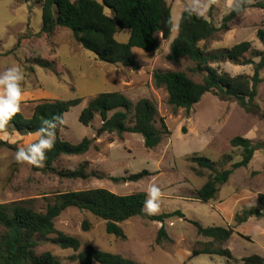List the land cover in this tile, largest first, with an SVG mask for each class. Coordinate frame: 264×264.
<instances>
[{"label": "rangeland", "instance_id": "obj_1", "mask_svg": "<svg viewBox=\"0 0 264 264\" xmlns=\"http://www.w3.org/2000/svg\"><path fill=\"white\" fill-rule=\"evenodd\" d=\"M44 2L0 0V72L13 65L23 70L21 113L26 118L32 116L39 102L82 99L80 105L64 115L65 128L61 130L60 138L72 145L89 138L93 141L92 148L81 156L63 155L54 167L58 171H71L84 166L89 178L65 179L44 172L42 168L18 164L15 160L17 148L36 142L38 137L35 134L20 135L6 126V132L0 133V140L15 148L0 147V204L31 200L35 210L45 211L58 194L91 189H106L118 195L147 194L149 185L155 184L162 192L160 210L155 215L181 212L185 219L177 216L168 219L165 223L168 226L173 224L169 230L176 241L157 245L158 223L135 217L121 225L129 241L118 244L116 236L107 233L104 221L88 212L70 208L55 220V226L64 234L77 237L81 242L80 250H64L52 242H44L37 248V253L50 252L61 264H78L71 258L89 244L97 250L131 258L130 253H122L127 246L139 250L137 262L140 264H230L222 257L186 259L182 255L185 250L192 252V248H198V243H209L208 239L197 236L195 227L189 222L197 221L205 227L230 226L237 230L226 245L214 244L213 247L228 248L236 258L263 256L264 218H251L239 227L235 225V215L252 203L247 193L264 194V70L255 100L256 108L247 111L233 99L221 100L214 93H208L190 113L183 109L175 110L168 103L169 95L165 88L154 84V73L184 72L197 83H201L204 77V74L195 72L196 64L189 59L178 63L168 59L178 30L173 29L168 40L159 35V50L154 53L133 49V55L139 62V68L133 70L98 61L93 53L84 50L74 40L68 29L57 28L50 36L42 34ZM168 2L173 25H177L190 0ZM258 2L264 0H252L251 4ZM213 6V10L209 9L203 17L219 28L231 10L226 6V0H218ZM230 29L202 42L200 47L210 52L247 41L256 50L264 49L257 37L258 30L264 29V10L248 8L230 25ZM129 35L130 32L124 30L116 38L126 43ZM211 66L232 77L252 76L254 72L253 66H238L230 62L213 63ZM105 92H120L134 104L142 99L151 100L171 136L165 137L157 148L149 150L139 134L125 133L121 137L115 133L99 134L102 125L99 116L90 126L82 125L79 121L82 111L91 100ZM253 128L256 130L254 136L245 138ZM236 137L248 139L260 149L247 167L233 173L215 200L200 202L195 198L196 193L212 172L199 169L191 158L205 157L216 163L217 170L228 169L242 159V149L232 148L230 144ZM195 169L201 170L203 175L197 176ZM145 171L151 175L138 181L128 180L132 175ZM114 178L125 180L117 182ZM85 221L91 225L89 231L82 229Z\"/></svg>", "mask_w": 264, "mask_h": 264}, {"label": "trees", "instance_id": "obj_2", "mask_svg": "<svg viewBox=\"0 0 264 264\" xmlns=\"http://www.w3.org/2000/svg\"><path fill=\"white\" fill-rule=\"evenodd\" d=\"M250 7L264 10V2L254 5L246 3L240 12L231 11L223 18L219 28L204 17L189 15L187 11L182 13L168 59L173 63L189 59L196 64L195 72L204 74V77L201 83H197L184 72L154 73V84L165 88L169 95L168 103L175 110L183 109L190 113L208 93H214L221 100L233 99L247 111L257 107L255 100L258 87L263 82L261 72L264 70V49L256 50L247 41L210 52L200 47L202 42L213 39L219 32L230 31V25ZM213 8L212 5L210 10ZM42 20V34L50 36L57 28L68 29L74 40L84 50L93 53L98 61L133 70L139 68L133 49L154 53L159 50V35L168 40L173 30L172 9L168 0H45L42 4ZM124 30L129 31L130 35L126 43H121L116 36ZM257 37L264 47V29L258 30ZM219 62L253 66L254 72L252 76L232 77L228 73H219L211 66ZM81 102L80 98L39 102L31 117L26 118L20 111L7 126L20 135H32L41 127L43 119L51 120L54 116H62L64 119V115ZM96 116L102 121L99 134L115 133L120 137L125 133L139 134L144 138L145 148L149 150L157 148L165 137L171 136L166 123L159 118L156 106L149 99L134 104L120 92L101 93L87 104L79 121L84 126H90ZM64 128L65 124L55 130V146L46 153L47 159L41 170L65 179H87L89 175L84 166L71 171H58L54 167L61 156L85 155L93 145L89 138L83 139L78 145L62 140L60 132ZM5 132L0 130V133ZM230 144L232 148H241L243 153L241 161L228 169L217 170L216 163L205 157L191 158V162L197 164L199 169L212 172L196 193L195 198L202 203L215 200L233 173L247 167L260 149L242 137L234 138ZM0 147L15 148L2 140ZM195 173L197 176L203 175L201 170L195 169ZM149 175L145 171L132 175L128 180L138 181ZM113 180L118 182L125 179ZM147 199L148 195L144 192L118 195L106 189H91L58 194L45 211L35 210L31 200L0 204V264H61L50 252L37 253V248L44 242H52L61 249L78 252L81 248L80 240L60 232L55 226V220L70 208L88 212L104 221L107 233L121 240L126 237L120 225L135 217L162 223L156 238V244L161 245L170 240L164 229L165 222L175 216L185 219V215L181 212L149 215L143 210ZM254 217L264 218V194L258 195L255 206H244L236 213L235 225L241 226ZM189 222L195 227L197 236L209 240V243H198V248H193V257L220 256L230 264H264L262 256L252 255L238 261L228 248L213 247L214 244L226 245L236 232L234 228L205 227L197 221ZM82 229L89 231L90 223L83 222ZM50 236L54 238L50 239ZM71 259L78 264H138L121 255L97 250L90 244Z\"/></svg>", "mask_w": 264, "mask_h": 264}, {"label": "clouds", "instance_id": "obj_3", "mask_svg": "<svg viewBox=\"0 0 264 264\" xmlns=\"http://www.w3.org/2000/svg\"><path fill=\"white\" fill-rule=\"evenodd\" d=\"M251 2L252 0H226V6L231 11L240 12L246 3L250 4ZM217 3L218 0H190L185 11L189 15L195 14L198 17H203L211 6ZM173 29L178 30L179 25H173ZM24 80V72L19 66L13 65L0 72V130H4L12 118L21 111V103L24 99L22 87ZM64 122L62 116H54L51 120L43 119L41 127L35 133L38 140L18 147L15 153L16 162L42 168L47 159L46 153L55 146V130ZM255 131L254 128L249 130L245 138H252ZM147 194L148 199L145 201L143 210L149 215L158 214L160 210L159 201L162 197L160 187L155 184L149 185ZM258 195V193H247V196L252 200L250 207L255 206Z\"/></svg>", "mask_w": 264, "mask_h": 264}, {"label": "crops", "instance_id": "obj_4", "mask_svg": "<svg viewBox=\"0 0 264 264\" xmlns=\"http://www.w3.org/2000/svg\"><path fill=\"white\" fill-rule=\"evenodd\" d=\"M130 221V220H129ZM129 221H127V222H129ZM126 223V222H125ZM155 223H158V225H157V229H158V231L162 228V223H159V222H155ZM122 224H124V223H122ZM121 224V225H122ZM120 225V226H121ZM172 223H170V225L168 226L166 223H165V225H164V229H165V231H166V233H167V235H168V237L170 238V240L171 241H176L175 239H174V235L173 234H171V231L169 230V228L170 227H172ZM240 227V226H239ZM121 228H122V226H121ZM122 230H123V228H122ZM236 232H237V230H235ZM123 232H124V230H123ZM158 233V232H157ZM124 235H125V237H126V239L125 240H121V239H119V238H117L116 237V240H117V243L118 244H123V243H126V242H128L129 241V238L127 237V235L125 234V232H124ZM194 242H195V240H194ZM193 242V243H194ZM228 243V242H227ZM193 246H194V244H193ZM193 249V248H192ZM130 253V257L131 258H127V259H131V260H133V261H135V262H137V258L139 257V250H137V249H135V248H132V247H125V249H123L122 250V253ZM185 252L186 253H183L182 255L186 258V259H188V258H190V257H192V258H194L193 257V251L192 252H189V251H187V250H185ZM118 253H120V252H118ZM233 254V253H232ZM119 255V254H118ZM122 257H124V258H126V256H123V255H121ZM234 256V255H233ZM260 256V255H259ZM208 257H220V256H208ZM245 257H248V256H243V257H240V258H236V257H234L236 260H238V261H240L241 259H243V258H245ZM262 257H264V255L262 256ZM138 264H140L139 262H137Z\"/></svg>", "mask_w": 264, "mask_h": 264}, {"label": "water", "instance_id": "obj_5", "mask_svg": "<svg viewBox=\"0 0 264 264\" xmlns=\"http://www.w3.org/2000/svg\"><path fill=\"white\" fill-rule=\"evenodd\" d=\"M264 145V144H263Z\"/></svg>", "mask_w": 264, "mask_h": 264}]
</instances>
